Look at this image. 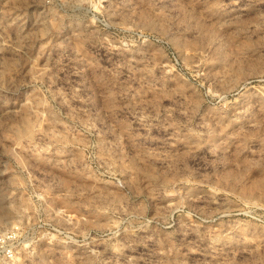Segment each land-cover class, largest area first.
<instances>
[{"label":"clouds","instance_id":"clouds-1","mask_svg":"<svg viewBox=\"0 0 264 264\" xmlns=\"http://www.w3.org/2000/svg\"><path fill=\"white\" fill-rule=\"evenodd\" d=\"M0 264H264V0H0Z\"/></svg>","mask_w":264,"mask_h":264}]
</instances>
